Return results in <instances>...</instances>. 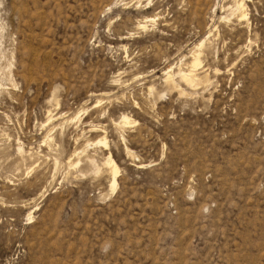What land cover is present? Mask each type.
I'll return each mask as SVG.
<instances>
[{
  "label": "rangeland",
  "instance_id": "obj_1",
  "mask_svg": "<svg viewBox=\"0 0 264 264\" xmlns=\"http://www.w3.org/2000/svg\"><path fill=\"white\" fill-rule=\"evenodd\" d=\"M240 1L0 0V264H264V0Z\"/></svg>",
  "mask_w": 264,
  "mask_h": 264
},
{
  "label": "bare ground",
  "instance_id": "obj_2",
  "mask_svg": "<svg viewBox=\"0 0 264 264\" xmlns=\"http://www.w3.org/2000/svg\"><path fill=\"white\" fill-rule=\"evenodd\" d=\"M230 3H232V6L230 7V9L228 8L229 10L227 9L228 11H230V14L237 16V18L238 17L239 18H243L245 14L243 13V10H242V7H243L242 1H240V0H231ZM141 27H142V25H141ZM197 62H198V57H197V55H194L193 59H192V66L189 69H187V70H181V69L178 70L177 74H178L180 80L184 81L185 83H187L189 85L190 84H194V82H195V74L193 73V71H194V67L197 64ZM164 78H165L166 81H168L169 80L168 79L169 78V73H166L164 75ZM122 123L123 124L129 123L127 117L122 116ZM96 143H98L99 145L100 144H103V145L106 144L105 140H100V141H97ZM106 163L110 166V170H111V173H112L111 185L110 186L113 189L115 187V184H116V180L115 179H116V174H117L119 169L117 168L115 162L112 160V158L110 156V153L107 154Z\"/></svg>",
  "mask_w": 264,
  "mask_h": 264
}]
</instances>
